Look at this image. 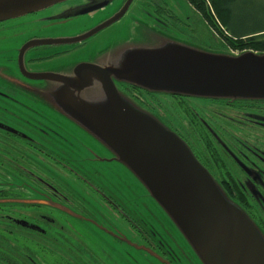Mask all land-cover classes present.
Listing matches in <instances>:
<instances>
[{
    "label": "flooded vegetation",
    "instance_id": "1",
    "mask_svg": "<svg viewBox=\"0 0 264 264\" xmlns=\"http://www.w3.org/2000/svg\"><path fill=\"white\" fill-rule=\"evenodd\" d=\"M87 1L78 8H72L68 1L47 9L63 7L58 13L45 10L42 14L0 23V111L3 112L0 115V264H120L102 246L108 255L95 253L90 244L93 237L87 234L86 226L107 235L117 245L126 239L120 236L116 225H113L114 231L111 224L102 225V214L92 201L86 197L79 200L74 186H68L56 169L74 175L75 170L55 158L51 147H48L50 150L43 148L38 140L39 133L45 132L47 136L51 133L38 128L37 122V109L45 106L40 92L47 82L33 76L65 68V63L73 60L68 53L86 46L85 41L76 39L77 48L70 51L63 48L75 44L72 32L81 33L82 28L89 31L96 23L94 18L120 0ZM134 2L123 0V7L127 4L124 11L128 12ZM143 5L141 0L138 8ZM159 11L163 13L165 9L159 8ZM110 16L101 18L96 25L106 22ZM63 23L74 29L67 37L57 34V28L66 25ZM127 92L171 125L199 162L264 233V103L234 105L183 99L194 114L199 133L197 127L192 128L187 119L173 112L178 98L161 102L153 96L150 103L142 93L138 95L130 88ZM159 96L160 100L168 98ZM168 104L170 107L165 109ZM14 110H27L28 115L18 116ZM11 173L19 179L11 180ZM84 182L99 191L114 216L127 219L124 211H116L113 195L107 196L99 187ZM29 193L35 198L25 199ZM42 193H48L49 198H40ZM80 232L88 236L83 237Z\"/></svg>",
    "mask_w": 264,
    "mask_h": 264
},
{
    "label": "water",
    "instance_id": "2",
    "mask_svg": "<svg viewBox=\"0 0 264 264\" xmlns=\"http://www.w3.org/2000/svg\"><path fill=\"white\" fill-rule=\"evenodd\" d=\"M68 1L0 0V23ZM125 13L93 26L78 40L85 41L120 23ZM122 47L99 62L84 61L56 73L35 74L33 77L47 82L40 92L42 100L70 103L66 108L70 112L81 110V124L94 128L83 127L85 133L102 142L113 159L135 166L142 183L170 213L201 263L264 264V233L257 223L173 129L117 88L118 84L184 98L264 102V53H213L185 45L174 50L134 48L127 54ZM54 107L61 116L67 114L61 106ZM90 115L95 118L92 122ZM152 235L169 254L159 236L154 231Z\"/></svg>",
    "mask_w": 264,
    "mask_h": 264
},
{
    "label": "rangeland",
    "instance_id": "3",
    "mask_svg": "<svg viewBox=\"0 0 264 264\" xmlns=\"http://www.w3.org/2000/svg\"><path fill=\"white\" fill-rule=\"evenodd\" d=\"M140 1L135 0L120 23H115L98 35L85 40V47L74 50L77 48L76 43L62 46L69 51L74 50L68 53V57L73 58V60L66 62L64 67L70 66L72 68L81 61L99 62L100 59L109 57L112 52L114 54L118 53V50L122 47L121 45L125 43L122 49L127 45L124 48L127 49L125 50L127 54L134 48L144 50L172 48L174 50L185 45L191 48H201L213 53L223 51L221 49H213L209 46V31L201 17L195 13L186 0H143L145 5L138 8L140 7ZM87 2V0H70L67 4L71 5L72 8H78V6H83ZM126 6L127 4L123 7V0H120L115 5L107 8V11L94 18V21L98 24L101 18L109 14L111 15L110 17L116 16L123 12ZM159 8H163L165 11L160 13ZM62 9L63 7L46 11L58 13ZM236 9L251 17H261V21H264V0H238ZM66 25L57 28L58 35L67 37L74 30L68 23ZM80 31L81 33H78V31L72 32L71 38L76 40L89 34L85 33L88 32L85 28L80 29ZM207 35L208 38L205 37ZM231 53L233 52L231 51ZM117 88L121 94H126L131 99L133 98L127 92L129 88L138 95L142 93L150 103L154 97L161 102L170 101V99L174 100V97L168 95H163L168 98L160 100V94L148 93L144 89L132 88V86L123 87L117 84ZM42 89H45L44 85ZM228 98L230 97L223 98L225 99V103H236L229 102ZM226 99L228 100L226 101ZM185 100L195 101V98H186ZM47 101L51 100L48 98ZM133 101L145 110V112L158 117L157 114L141 105L137 100L133 99ZM44 103L45 106L37 109L38 128H42L47 133H51V135L47 136L45 132L39 133L41 139L38 138V140L43 143L42 147L48 148L50 146L51 150L49 148L48 150H50L55 158L63 161L75 170V174L83 180H80L84 185V193L83 190H80L81 194L83 196L85 194V197L92 201L95 207H97L95 203H99L100 205L102 212L100 214L103 217L101 221L102 225L108 223L112 226L116 225L120 236L123 235L126 239L124 240L125 242L117 245L107 235L102 234L100 231H93L92 229L94 228L92 226H86L87 234L93 237L89 238H91L92 242L90 244L93 246L91 247L95 253L97 254L100 251L104 255H108V253L102 251V247H104L107 252L109 251L117 257L120 264H203L197 260L198 257L194 248L187 241L170 213L151 196L147 187L142 183L135 166L132 163L123 162L117 158L113 159V154L110 150L103 149L102 142L92 139L85 133L84 128L87 129L89 127L91 130L94 128L91 125L83 126L81 124L80 119L84 117V115L80 114L81 110L72 109V112H70V110L66 109L70 106V103L60 105L46 101ZM54 105L59 108L61 106V109L67 112V114L64 117L61 116ZM169 107L168 104L165 106V109ZM14 111L15 114L21 117L28 115L27 110ZM0 115H3L2 111H0ZM181 116L187 119V121L191 122L193 120L192 117H187L184 110ZM88 119L92 122L95 118L90 115ZM162 121L165 127L173 129L170 124L164 120ZM196 127L197 125L195 126L194 124V128ZM197 130L200 133L201 130L198 127ZM56 170L58 176L66 180L68 186H74V182L76 181L74 176H70L69 172ZM64 173L66 176H64ZM84 180L95 187H99L107 196L113 195V201L117 204L116 211H119V209L124 211L127 219L124 220V217H121L120 220L119 216H114L110 208L104 203V198L99 194V191L93 190ZM63 185L66 186L65 183ZM93 196L95 197L93 198ZM129 219L135 223H142L146 229L154 231L165 243L166 250L171 252L169 254L162 252L158 254L155 246L151 248L153 251L151 252L152 254L143 250L146 243L142 242V235L139 234L138 236V233L135 234L131 227H129L131 223ZM111 229L114 231V226ZM80 233L83 237L88 236L85 232ZM170 254L176 260H173Z\"/></svg>",
    "mask_w": 264,
    "mask_h": 264
},
{
    "label": "trees",
    "instance_id": "4",
    "mask_svg": "<svg viewBox=\"0 0 264 264\" xmlns=\"http://www.w3.org/2000/svg\"><path fill=\"white\" fill-rule=\"evenodd\" d=\"M186 1L193 8L195 13L201 17L204 25L209 31V46L211 48L221 49L223 51H227L230 53L232 51L233 53H237V54L246 51L264 53V21L263 22L261 21L262 20L261 17H257V16L251 17L249 15H245V13L238 11L236 9L238 0H186ZM200 34H202V32H200ZM205 37L208 38V35ZM172 97L182 100V102H180L178 101V99H176L175 102L176 108L174 109L175 114L179 118H181L180 117L181 113L184 110V113H186L187 117L193 118L194 121L193 120L191 122L189 121L190 126L193 128L195 124L194 123L195 117L194 114L189 110V107L183 101V99L186 98L179 96H172ZM205 101L225 103L224 101H216V100H205ZM238 103H264V102L239 101L230 104L236 105ZM69 175L74 176L76 181H79V182L76 181L74 182V192L76 196L79 197L80 200L82 197H85V194L83 196L80 191L83 190L84 193V185L83 183L80 182V180L82 179H80L77 174L74 175L72 173H69ZM64 176H66L65 173ZM13 179L18 180L19 176L13 175L11 177V180ZM71 180H73V178H71ZM45 197L49 198V194L42 193L40 195V198L42 199H44ZM94 197L95 196H93V198ZM27 198H35V197L32 193H29L25 195V199ZM95 204L97 205V209L99 213H102L99 203L98 204L95 203ZM10 206L13 205L10 204ZM27 206L31 207L33 205L27 204ZM42 208H46V206L42 205ZM129 227H131L132 229H136L137 230L136 232H138V236L139 234L142 235V239H143L142 242L146 243L145 248L152 250L151 248L155 246V249L158 254H161V252L164 253L163 250H161V248L159 247L160 241L158 242V240L154 237V235H152L153 231L146 229V227L142 223H138V222L135 223L134 221L130 223ZM10 238L14 239L13 237ZM17 242L18 244L22 245L20 240H17ZM27 248L28 250L33 251L32 248L28 246Z\"/></svg>",
    "mask_w": 264,
    "mask_h": 264
}]
</instances>
